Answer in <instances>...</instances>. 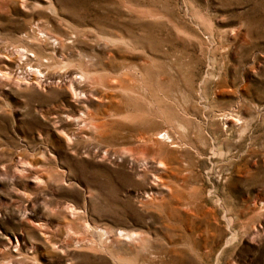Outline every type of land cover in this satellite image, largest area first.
Returning <instances> with one entry per match:
<instances>
[{"label":"rangeland","instance_id":"374dc122","mask_svg":"<svg viewBox=\"0 0 264 264\" xmlns=\"http://www.w3.org/2000/svg\"><path fill=\"white\" fill-rule=\"evenodd\" d=\"M9 257L264 264V0H0Z\"/></svg>","mask_w":264,"mask_h":264},{"label":"bare ground","instance_id":"6f19581e","mask_svg":"<svg viewBox=\"0 0 264 264\" xmlns=\"http://www.w3.org/2000/svg\"><path fill=\"white\" fill-rule=\"evenodd\" d=\"M21 54V51H19L17 53V55L19 56ZM29 77V79L33 80L35 83L37 84H40L42 82V79L38 76V74L33 71V70H30L29 73H27L25 76L21 77L23 79H28V78H25V77ZM74 87H72V93L73 94H76L74 92ZM29 166V164H28ZM26 167L24 166V164L20 165L17 167V170L12 172V177H15L17 174H21L25 177H28V174L25 172L26 170ZM34 183L37 185V186H40L42 183H43V179L41 177H34ZM67 209H69V213L70 215L72 214H76L75 213V209L74 208H68L66 207ZM73 216V215H72ZM74 217V216H73ZM27 219H30L28 216L26 217ZM26 219V220H27ZM29 221V220H28ZM33 222V220H31ZM35 222V221H34ZM33 222V223H34ZM37 223V222H36ZM37 227L43 232L44 231V228L45 226L43 224H41L40 222H38V224H36ZM35 225V226H36ZM67 228L71 229V225L70 223H67ZM44 233V232H43ZM45 234V233H44ZM119 236H125L129 241L131 242H135L137 241L138 239L141 238L140 235H137L135 234L134 232H131V233H128V232H123L122 230H120L119 232ZM5 245L7 246V248H10V249H13L14 251H21V246L23 245L25 247V249L30 252L32 250H34L35 248V245L33 243H25L23 242V239L21 236L19 235H15V234H11V235H5ZM10 260L8 261H5V262H2V264H27L25 262H15L12 260V257H9Z\"/></svg>","mask_w":264,"mask_h":264}]
</instances>
